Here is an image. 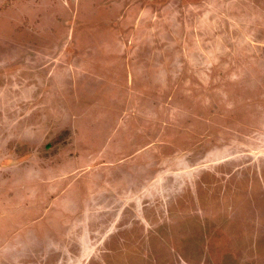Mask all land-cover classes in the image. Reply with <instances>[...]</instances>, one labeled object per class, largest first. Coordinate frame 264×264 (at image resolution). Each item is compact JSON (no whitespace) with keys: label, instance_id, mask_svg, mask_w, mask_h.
Wrapping results in <instances>:
<instances>
[{"label":"rangeland","instance_id":"rangeland-1","mask_svg":"<svg viewBox=\"0 0 264 264\" xmlns=\"http://www.w3.org/2000/svg\"><path fill=\"white\" fill-rule=\"evenodd\" d=\"M0 264H264V0H0Z\"/></svg>","mask_w":264,"mask_h":264}]
</instances>
